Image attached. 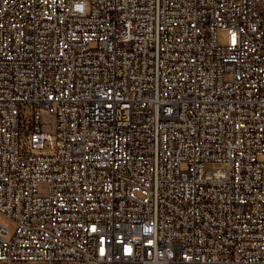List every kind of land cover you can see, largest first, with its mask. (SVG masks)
Instances as JSON below:
<instances>
[{
  "label": "built area",
  "instance_id": "2783aa9c",
  "mask_svg": "<svg viewBox=\"0 0 264 264\" xmlns=\"http://www.w3.org/2000/svg\"><path fill=\"white\" fill-rule=\"evenodd\" d=\"M0 214V264H264V0H0Z\"/></svg>",
  "mask_w": 264,
  "mask_h": 264
},
{
  "label": "rangeland",
  "instance_id": "374dc122",
  "mask_svg": "<svg viewBox=\"0 0 264 264\" xmlns=\"http://www.w3.org/2000/svg\"><path fill=\"white\" fill-rule=\"evenodd\" d=\"M217 35H218V42L221 44H226L227 40H228V33L226 30L224 29H218L217 31ZM49 148V145L48 147ZM217 166H220L219 162H208L207 163V168L208 169H212L215 168ZM0 221H3L6 223V225L10 228L11 234L15 231L16 229V225L10 221L8 218H6L5 216L0 214Z\"/></svg>",
  "mask_w": 264,
  "mask_h": 264
}]
</instances>
